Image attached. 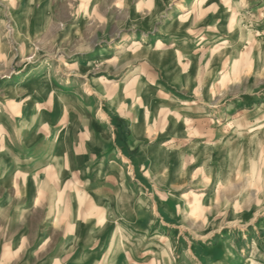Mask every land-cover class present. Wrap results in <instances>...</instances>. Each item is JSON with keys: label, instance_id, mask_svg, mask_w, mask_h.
Returning <instances> with one entry per match:
<instances>
[{"label": "rangeland", "instance_id": "374dc122", "mask_svg": "<svg viewBox=\"0 0 264 264\" xmlns=\"http://www.w3.org/2000/svg\"><path fill=\"white\" fill-rule=\"evenodd\" d=\"M0 264H264V0H0Z\"/></svg>", "mask_w": 264, "mask_h": 264}, {"label": "bare ground", "instance_id": "6f19581e", "mask_svg": "<svg viewBox=\"0 0 264 264\" xmlns=\"http://www.w3.org/2000/svg\"><path fill=\"white\" fill-rule=\"evenodd\" d=\"M182 10H185V9L182 8ZM34 121H36V119H34L33 122H34ZM36 123H37V122H36ZM27 126H28V125H24V130H23V132H25V130H26L25 128H26Z\"/></svg>", "mask_w": 264, "mask_h": 264}]
</instances>
